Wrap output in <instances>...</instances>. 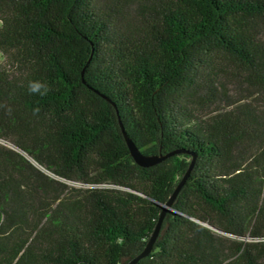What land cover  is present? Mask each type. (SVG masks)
I'll use <instances>...</instances> for the list:
<instances>
[{"label":"trees","instance_id":"trees-1","mask_svg":"<svg viewBox=\"0 0 264 264\" xmlns=\"http://www.w3.org/2000/svg\"><path fill=\"white\" fill-rule=\"evenodd\" d=\"M1 57L0 264H130L193 162L138 264H264V0H0Z\"/></svg>","mask_w":264,"mask_h":264},{"label":"water","instance_id":"water-1","mask_svg":"<svg viewBox=\"0 0 264 264\" xmlns=\"http://www.w3.org/2000/svg\"><path fill=\"white\" fill-rule=\"evenodd\" d=\"M124 136H125V140L126 143L128 145V148L131 152L132 158L134 159L135 163L142 167V168H149L152 166L157 165L158 163H160L165 157H156V156H144L137 148V146L135 145V143L127 136V133L125 132V129L122 127ZM28 160L31 161L33 164H35V162L28 157ZM36 165V164H35ZM194 166V162L191 164L190 169L188 170L187 174L185 175V177L183 178L182 182L179 184V186L176 188L173 196L171 197L170 201L163 207L161 216H160V220L157 224V227L151 237V239L149 240L146 248L143 250V252L137 257L135 258L130 264H138V262H140L142 259L147 258L148 256L151 255V253L154 250L155 244L158 240L159 234L161 232L162 229V225L163 222L165 220V217L167 215V213L172 210L174 203L179 195V193L181 192L183 186L185 185V183L187 182L188 178L191 175L192 169ZM75 184V183H72ZM212 230H214L215 232L222 234V235H226L222 230L215 228V227H211Z\"/></svg>","mask_w":264,"mask_h":264},{"label":"rangeland","instance_id":"rangeland-1","mask_svg":"<svg viewBox=\"0 0 264 264\" xmlns=\"http://www.w3.org/2000/svg\"><path fill=\"white\" fill-rule=\"evenodd\" d=\"M5 58L1 57L0 62H4ZM219 96L216 100L207 102V98H202L197 107L202 115L211 116L232 110L243 102H249V94L239 86L235 79L231 76H224L221 85L218 87ZM250 99V98H249ZM43 169V168H42ZM44 170V169H43ZM45 171V170H44ZM71 185H75L70 183Z\"/></svg>","mask_w":264,"mask_h":264},{"label":"clouds","instance_id":"clouds-1","mask_svg":"<svg viewBox=\"0 0 264 264\" xmlns=\"http://www.w3.org/2000/svg\"><path fill=\"white\" fill-rule=\"evenodd\" d=\"M27 90L31 95H39L43 97V96H47L52 89L50 88L49 85H47L44 82H41L39 80H33L28 82ZM0 107H3V105H0ZM7 111L11 113V108L10 107L7 108ZM40 111H41L40 107H34L32 110L33 116H38Z\"/></svg>","mask_w":264,"mask_h":264}]
</instances>
